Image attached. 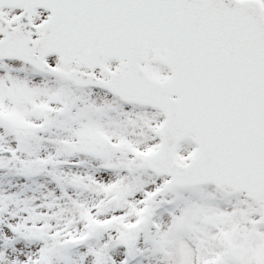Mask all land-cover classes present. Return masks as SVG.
Wrapping results in <instances>:
<instances>
[{
	"label": "snow or ice",
	"instance_id": "snow-or-ice-1",
	"mask_svg": "<svg viewBox=\"0 0 264 264\" xmlns=\"http://www.w3.org/2000/svg\"><path fill=\"white\" fill-rule=\"evenodd\" d=\"M0 264H264V0H0Z\"/></svg>",
	"mask_w": 264,
	"mask_h": 264
}]
</instances>
